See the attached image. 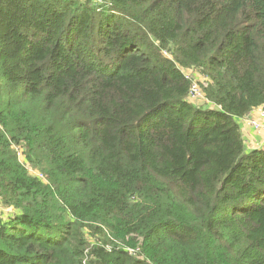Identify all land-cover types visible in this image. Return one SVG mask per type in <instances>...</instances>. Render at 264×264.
<instances>
[{"label": "trees", "instance_id": "1", "mask_svg": "<svg viewBox=\"0 0 264 264\" xmlns=\"http://www.w3.org/2000/svg\"><path fill=\"white\" fill-rule=\"evenodd\" d=\"M261 107L264 0H0V264H264Z\"/></svg>", "mask_w": 264, "mask_h": 264}, {"label": "built area", "instance_id": "2", "mask_svg": "<svg viewBox=\"0 0 264 264\" xmlns=\"http://www.w3.org/2000/svg\"><path fill=\"white\" fill-rule=\"evenodd\" d=\"M200 97H202V99H203V94L201 93V90L198 86L197 81L193 77L188 98L190 101H193L196 98H200ZM242 121H245L247 123V125H249V127L252 130L258 131L257 132L258 134H259V132H261L264 135V107L257 109L255 114L253 112V115L251 118L246 117ZM18 156L21 158V153L19 151H18ZM39 176H40V179H42V176L40 174H39Z\"/></svg>", "mask_w": 264, "mask_h": 264}, {"label": "rangeland", "instance_id": "3", "mask_svg": "<svg viewBox=\"0 0 264 264\" xmlns=\"http://www.w3.org/2000/svg\"><path fill=\"white\" fill-rule=\"evenodd\" d=\"M193 77L195 78V80L197 81V83H199L200 81H201V79H199V77L197 76V74H195V75H193ZM202 97H200V98H196L195 100H193V102L194 103H200V102H202ZM256 113V110L254 111V114ZM248 128H249V125H248ZM251 131H253L254 133H255V135H257V137H258V140H256L255 142H249L248 144H249V146H251V147H253V148H258V147H261L263 144H264V135L261 133V132H259V134L257 133L258 131H254V130H252L251 128H249ZM29 174L31 175V176H36V177H39L40 178V176H39V174L36 172V171H34V170H30L29 169ZM8 211H11V209H9Z\"/></svg>", "mask_w": 264, "mask_h": 264}, {"label": "crops", "instance_id": "4", "mask_svg": "<svg viewBox=\"0 0 264 264\" xmlns=\"http://www.w3.org/2000/svg\"><path fill=\"white\" fill-rule=\"evenodd\" d=\"M253 115V113L251 114V116ZM240 132H241V135H242V138L244 140V143L247 145L248 148H253L251 146H249V142H255L256 140H258V137L257 135H255V133L253 131H251L249 128H248V125L245 121H240Z\"/></svg>", "mask_w": 264, "mask_h": 264}]
</instances>
